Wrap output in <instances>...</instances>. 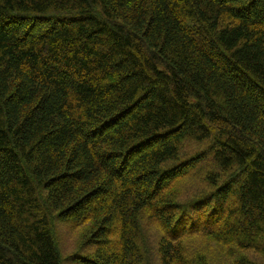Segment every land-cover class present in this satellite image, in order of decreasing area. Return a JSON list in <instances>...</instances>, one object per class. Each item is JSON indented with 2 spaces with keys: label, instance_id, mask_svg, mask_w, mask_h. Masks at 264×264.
<instances>
[{
  "label": "trees",
  "instance_id": "obj_1",
  "mask_svg": "<svg viewBox=\"0 0 264 264\" xmlns=\"http://www.w3.org/2000/svg\"><path fill=\"white\" fill-rule=\"evenodd\" d=\"M67 226L73 264H264V0H0V264Z\"/></svg>",
  "mask_w": 264,
  "mask_h": 264
},
{
  "label": "rangeland",
  "instance_id": "obj_2",
  "mask_svg": "<svg viewBox=\"0 0 264 264\" xmlns=\"http://www.w3.org/2000/svg\"><path fill=\"white\" fill-rule=\"evenodd\" d=\"M197 147L194 146L193 144H190L187 146V151L189 153H193L195 151ZM184 184H186V182H182L180 184H178V189L180 192L179 197H188L190 195H192V193L194 192H201V191H206L209 188V185L204 181V180H199V182L196 183H192V189L189 191H185L183 190L184 188ZM145 228L147 227V237H149L148 235L152 236V234H157V232L159 231V228L155 227L153 225L152 222L149 221L148 216L146 217L145 221ZM72 228L70 227H60V230L58 232V239H59V243L61 245V249H62V256H63V264H73L71 262V255H73L75 253L76 250H74L76 247L73 244H70L71 242V233L69 232ZM150 230V232H148ZM75 240L77 241V239L75 238ZM152 240V239H151ZM69 243V244H68ZM74 243V242H72ZM192 247L195 250V248L199 251V252H204L207 253L210 256L209 259V263L208 264H225L224 262V255L222 256V254H219L217 249L214 250V245H212L211 243H209L206 240H201L199 242H196L195 244L192 243ZM78 249V247H77ZM207 255V257H208Z\"/></svg>",
  "mask_w": 264,
  "mask_h": 264
}]
</instances>
